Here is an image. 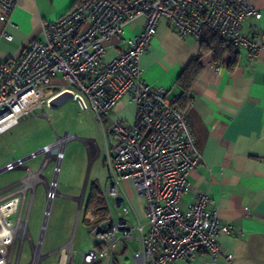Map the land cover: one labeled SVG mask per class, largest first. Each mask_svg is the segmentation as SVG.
I'll return each mask as SVG.
<instances>
[{
    "label": "built area",
    "instance_id": "built-area-1",
    "mask_svg": "<svg viewBox=\"0 0 264 264\" xmlns=\"http://www.w3.org/2000/svg\"><path fill=\"white\" fill-rule=\"evenodd\" d=\"M17 1L0 0L1 21L9 23ZM261 16L248 0H77L44 23L43 38L32 40L17 60H0V135L65 92L101 128L107 172L98 189L108 215L89 230L91 245L81 264H117L116 256L131 242L137 245L131 256L142 264L193 263L201 251L217 259V238L231 229L220 221L214 200L197 193L187 205L181 201L191 192L188 177L203 156L185 113L174 104L178 94L168 98L166 89L146 83L139 61L162 19L180 37L201 41L209 31L257 55L264 50V30L251 34L244 25ZM137 19H143L141 30L124 37L126 26ZM110 51L114 54L107 57ZM46 87L50 93L44 97ZM124 95L135 107L130 123L111 114ZM73 138L63 133L52 144ZM22 165L17 159L6 170ZM125 181L144 199V223L126 216ZM68 242L57 248L56 264L73 263L75 250ZM231 258L226 256L228 264Z\"/></svg>",
    "mask_w": 264,
    "mask_h": 264
},
{
    "label": "crops",
    "instance_id": "crops-1",
    "mask_svg": "<svg viewBox=\"0 0 264 264\" xmlns=\"http://www.w3.org/2000/svg\"><path fill=\"white\" fill-rule=\"evenodd\" d=\"M76 1L18 0L9 23L0 20V60H17L32 40L43 38L44 23L59 18ZM248 1L262 12L260 19L252 18L244 25L247 31L256 34L264 30V0ZM142 24L143 19H137L127 25L124 35L139 32ZM4 34L11 38L6 40ZM199 44L192 36H178L162 19L140 57L144 81L166 89L168 98L179 95L175 82L198 53ZM236 48L238 58L232 68L212 62L201 69L183 110L203 161L189 174L191 192L181 196L182 204L190 203L197 193L210 196L220 221L229 225L231 234L218 236L219 254L215 261L201 251L193 263L176 260L171 264H228L227 255H232L230 264H264V50L252 55L246 49ZM113 54L110 51L107 57ZM59 83L61 80L55 81ZM134 111L130 97L124 95L111 114L130 123ZM127 183L132 190L129 211L134 221L129 219L144 223V199ZM131 244L135 250L136 243ZM128 248L121 249L120 254ZM52 253H46L45 257ZM133 262L142 264L140 259ZM104 263L103 260L99 264Z\"/></svg>",
    "mask_w": 264,
    "mask_h": 264
},
{
    "label": "rangeland",
    "instance_id": "rangeland-1",
    "mask_svg": "<svg viewBox=\"0 0 264 264\" xmlns=\"http://www.w3.org/2000/svg\"><path fill=\"white\" fill-rule=\"evenodd\" d=\"M123 36L126 37L124 33ZM49 93L48 87L42 90L44 97ZM63 133L74 135L75 138L65 143L59 163L54 157L45 156V152H42L26 159L22 167L0 173V204L10 199L18 200L16 211L6 218V222L14 226L20 211L21 216L27 218L28 236L14 240L9 264H30L35 251L34 244H37L43 227L48 194L52 193L47 184L53 180L57 182V195L50 204L42 234L41 264H56L57 248L70 239L75 250L71 264H81L82 253L91 245L89 230L108 215L105 209L96 210L92 206L85 208L92 185L98 186L99 180L104 184L106 179L107 167L103 165L105 141L93 117L81 111L73 98L56 106L44 104L32 117L0 135V169L52 144ZM56 164L60 169L55 174ZM29 171L40 172L42 177L35 181L33 187L27 184L23 195L21 189L26 182H22V179L27 178ZM29 179L33 180H26ZM123 186L129 196L131 188L126 181ZM83 189L84 197L81 198ZM126 216L134 221L130 211ZM132 249L133 244L124 254L117 255V264H134L130 252ZM51 251L53 253L45 257Z\"/></svg>",
    "mask_w": 264,
    "mask_h": 264
},
{
    "label": "trees",
    "instance_id": "trees-1",
    "mask_svg": "<svg viewBox=\"0 0 264 264\" xmlns=\"http://www.w3.org/2000/svg\"><path fill=\"white\" fill-rule=\"evenodd\" d=\"M238 58V50L230 41L213 32H205L204 39L200 41L198 53L188 62L179 74L175 86L179 90L175 106L184 112V108L191 99V86L201 69L209 63L216 62L232 68ZM96 207V210L104 209L98 186L93 184L86 201L85 208Z\"/></svg>",
    "mask_w": 264,
    "mask_h": 264
},
{
    "label": "bare ground",
    "instance_id": "bare-ground-1",
    "mask_svg": "<svg viewBox=\"0 0 264 264\" xmlns=\"http://www.w3.org/2000/svg\"><path fill=\"white\" fill-rule=\"evenodd\" d=\"M64 145H65V143L63 140H58L54 144H52L51 146H47V148L44 150L45 156L47 155L50 157H54L59 163L60 160L62 159V156H63ZM56 167L59 168V165L56 164ZM41 177L42 176H41L40 172L30 173V171H29L27 178H32L33 180L32 181L30 179L26 180L27 179L26 177H24L22 179V182H24V183L26 182L24 187L21 189V191L23 192V195L26 192L27 184L31 185L33 187L35 181L37 182V180H39ZM54 181L55 180H53L52 183L49 182L47 184L49 190L51 192H54V194H55L52 199L49 198L47 200L48 204H51L52 200L57 195V190H56L57 182L56 181L54 182ZM14 198H16V197H14ZM17 207H18V200L17 199H10V200L0 204V264H9L10 263L11 253H12L13 246H14V244H13L14 240L18 237L22 239L25 236H28V231H27V226H26L27 218L24 219L21 216V211L18 214V217L16 219L14 226H11L8 222H6V218L9 215L13 214L16 211ZM48 214H49V209L47 210V212H45L42 233L45 229ZM41 240L42 239L40 237L38 243L34 244L35 251L33 252V257L31 259L30 264H41V262H40L42 260V253L40 251ZM70 245H71V241L68 242V246H70Z\"/></svg>",
    "mask_w": 264,
    "mask_h": 264
},
{
    "label": "water",
    "instance_id": "water-1",
    "mask_svg": "<svg viewBox=\"0 0 264 264\" xmlns=\"http://www.w3.org/2000/svg\"><path fill=\"white\" fill-rule=\"evenodd\" d=\"M66 99H72V95H71L70 93H68V92H65V93H63V94H60V95H58L57 97L51 99L50 102H49V105H50V106H56V105H58L59 103H61L62 101L66 100ZM45 147H46V146H44L41 150L36 151V152H32L30 155H28V156H26V157H23V158H20V159H18V160L21 161V162H24L26 159H28V158H30V157H32V156H35V155H37V154H39V153H42V152L44 151V148H45ZM3 171H6V166H4V167H2V168L0 169V173L3 172ZM83 197H84V189H83V191H82V193H81V198H83ZM79 207H81V205H79ZM49 208H50V204H48V202H47V203H46L45 212H47V210H48ZM44 216H45V213H44ZM44 216H43V221H44ZM42 224H43V222H42Z\"/></svg>",
    "mask_w": 264,
    "mask_h": 264
}]
</instances>
